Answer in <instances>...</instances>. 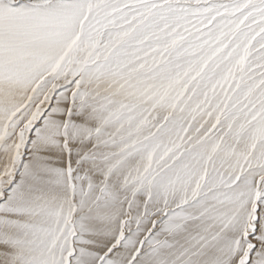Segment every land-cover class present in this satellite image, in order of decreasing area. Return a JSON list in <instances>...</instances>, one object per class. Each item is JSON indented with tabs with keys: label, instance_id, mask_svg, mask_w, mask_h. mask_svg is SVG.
<instances>
[{
	"label": "snow or ice",
	"instance_id": "snow-or-ice-1",
	"mask_svg": "<svg viewBox=\"0 0 264 264\" xmlns=\"http://www.w3.org/2000/svg\"><path fill=\"white\" fill-rule=\"evenodd\" d=\"M0 264H264V0H0Z\"/></svg>",
	"mask_w": 264,
	"mask_h": 264
}]
</instances>
